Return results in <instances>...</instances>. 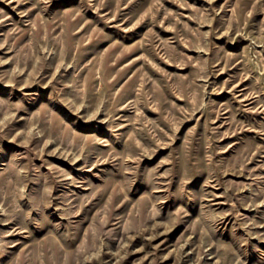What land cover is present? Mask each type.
Wrapping results in <instances>:
<instances>
[{"label":"rangeland","instance_id":"obj_1","mask_svg":"<svg viewBox=\"0 0 264 264\" xmlns=\"http://www.w3.org/2000/svg\"><path fill=\"white\" fill-rule=\"evenodd\" d=\"M0 264H264V0H0Z\"/></svg>","mask_w":264,"mask_h":264}]
</instances>
